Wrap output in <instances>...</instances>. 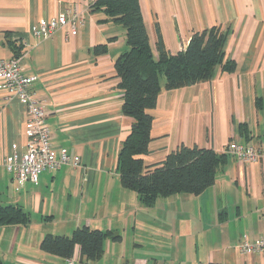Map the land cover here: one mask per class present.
Here are the masks:
<instances>
[{"label":"crops","instance_id":"crops-1","mask_svg":"<svg viewBox=\"0 0 264 264\" xmlns=\"http://www.w3.org/2000/svg\"><path fill=\"white\" fill-rule=\"evenodd\" d=\"M139 3L156 59L160 40L174 55L196 32L221 26L228 34L224 61H234L233 71L218 66L212 79L176 89H165L160 78L163 88L149 111V152L142 156L150 167L181 145L226 153L215 181L199 194L176 193L152 208L144 205L117 170L133 124L122 110L115 69L129 50L124 25L86 0H0V59L22 57L24 74L35 77L32 90L44 104L57 154L64 148L80 157L78 167L66 164L21 184L3 160L26 151L27 108L8 97L0 80V206H17L29 216L25 224L0 225L1 264H64L41 242L82 226L120 236L105 239L97 260L77 245L73 255L83 264H264V252L241 249L264 237V161L243 163L226 151L232 141L264 145V0ZM70 8L83 19L77 33L66 26L50 39L33 35L42 20ZM158 206L162 218L150 223L149 211ZM165 218L176 238L162 234H169ZM187 229L191 240L181 237ZM154 234L155 241L149 238ZM145 243L157 252L142 256Z\"/></svg>","mask_w":264,"mask_h":264},{"label":"trees","instance_id":"trees-1","mask_svg":"<svg viewBox=\"0 0 264 264\" xmlns=\"http://www.w3.org/2000/svg\"><path fill=\"white\" fill-rule=\"evenodd\" d=\"M91 7L104 9L110 20L121 23L127 31L129 50L115 61L119 86L124 91L122 110L133 120L131 132L118 152L117 170L122 184L135 190L140 201L149 207L159 197L176 193H201L215 181L218 167L226 153L181 145L162 162L148 167L142 156L149 152L151 141L153 117L149 111L156 107L163 88L161 76L166 79L165 89H176L212 79L218 66L233 71L234 61H224L228 34L221 26L196 32L186 49L174 55L163 50L160 40V56L156 59L139 0H98ZM97 49L105 51L103 46ZM28 222L29 216L19 207L0 206V225ZM109 236L114 240L120 238L111 231L82 226L71 236H45L41 247L48 253L67 258L73 255L75 247L79 245L84 257L97 260Z\"/></svg>","mask_w":264,"mask_h":264},{"label":"built area","instance_id":"built-area-1","mask_svg":"<svg viewBox=\"0 0 264 264\" xmlns=\"http://www.w3.org/2000/svg\"><path fill=\"white\" fill-rule=\"evenodd\" d=\"M86 1L91 7L98 0ZM82 23V16L70 8L61 12L57 18L42 20L34 28L33 35L40 39H50L60 28L66 26L70 34H75ZM0 80L8 97L18 98L25 103L27 108L26 151L21 154L15 151L3 160L15 178L24 184L26 181H37L44 171L57 170L66 164L78 167L80 165L79 156H71L64 148L61 149L59 155L57 154L51 141V129L47 122L44 104L32 90L35 77L24 74L21 56L11 60L0 59ZM226 151L243 163L264 161V145L255 146L232 141ZM241 249L245 254L264 252V237H259L252 243L245 241L241 244ZM64 264L82 263L79 258L72 255L65 258Z\"/></svg>","mask_w":264,"mask_h":264},{"label":"rangeland","instance_id":"rangeland-1","mask_svg":"<svg viewBox=\"0 0 264 264\" xmlns=\"http://www.w3.org/2000/svg\"><path fill=\"white\" fill-rule=\"evenodd\" d=\"M161 78L163 79V80H166L165 79V77L164 76H161ZM160 198L161 197H159V199H157L158 201L160 200ZM162 201H163V199H161ZM158 201H156V203L158 202ZM156 203L154 204V206L156 205ZM154 206H152V207H154ZM151 207V208H152ZM149 214H150V220H151V222L150 223H152V221H155V220H158V219H161L162 217L159 215V206L158 207H156L155 209H151L150 211H149ZM165 221H166V223H167V226H165V229L166 230H168V233L169 234H167V233H164V232H162V234H166L167 236H170V237H172L171 236V233H172V231H173V228L172 227H170L169 225H170V223H169V221H168V218L166 219L165 218ZM169 226V227H168ZM187 234L188 235H184L183 234V232L181 233V237L184 239V238H188V239H190L191 240V238H190V236H189V230L187 229ZM149 238H151L152 240H157V237H156V235L154 234L153 236L152 235H150L149 236ZM172 238H176V236L175 237H172ZM188 242V241H187ZM134 245V244H133ZM131 246H132V244H129V248H131ZM156 246H159V245H156ZM126 247H128V244H127V246L125 245V248ZM184 247L186 248V243L184 244ZM157 248L155 247V246H153L152 244H150V243H145L144 244V246L142 247V248H139V251H138V253H140L142 256H146V251H154V252H157ZM201 250H202V247L199 245V252H201Z\"/></svg>","mask_w":264,"mask_h":264}]
</instances>
